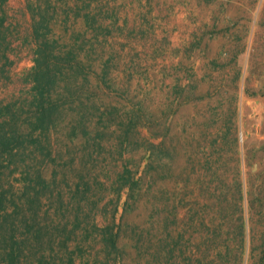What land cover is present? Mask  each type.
I'll return each mask as SVG.
<instances>
[{
	"label": "rangeland",
	"instance_id": "1",
	"mask_svg": "<svg viewBox=\"0 0 264 264\" xmlns=\"http://www.w3.org/2000/svg\"><path fill=\"white\" fill-rule=\"evenodd\" d=\"M0 264H264V0H0Z\"/></svg>",
	"mask_w": 264,
	"mask_h": 264
},
{
	"label": "trees",
	"instance_id": "2",
	"mask_svg": "<svg viewBox=\"0 0 264 264\" xmlns=\"http://www.w3.org/2000/svg\"><path fill=\"white\" fill-rule=\"evenodd\" d=\"M3 18V17H2Z\"/></svg>",
	"mask_w": 264,
	"mask_h": 264
}]
</instances>
